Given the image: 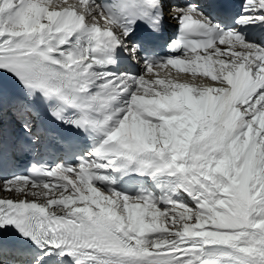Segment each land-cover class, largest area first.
Returning a JSON list of instances; mask_svg holds the SVG:
<instances>
[{
    "label": "snow or ice",
    "instance_id": "6c2138e0",
    "mask_svg": "<svg viewBox=\"0 0 264 264\" xmlns=\"http://www.w3.org/2000/svg\"><path fill=\"white\" fill-rule=\"evenodd\" d=\"M0 192V264H264V0H0Z\"/></svg>",
    "mask_w": 264,
    "mask_h": 264
}]
</instances>
